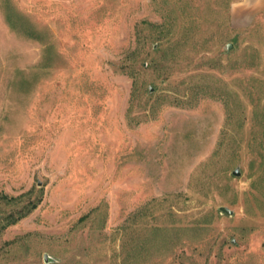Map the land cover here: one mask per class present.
<instances>
[{"label":"rangeland","instance_id":"1","mask_svg":"<svg viewBox=\"0 0 264 264\" xmlns=\"http://www.w3.org/2000/svg\"><path fill=\"white\" fill-rule=\"evenodd\" d=\"M253 2L0 0V264H264Z\"/></svg>","mask_w":264,"mask_h":264},{"label":"water","instance_id":"2","mask_svg":"<svg viewBox=\"0 0 264 264\" xmlns=\"http://www.w3.org/2000/svg\"><path fill=\"white\" fill-rule=\"evenodd\" d=\"M234 175L239 176V175H240V171H239L238 169L235 170V171H234ZM220 210H221V212H224V213H226V214H228V215H232V213H233V211L230 210V209L227 208V207H221ZM45 260H46V262L49 261L47 256L45 257Z\"/></svg>","mask_w":264,"mask_h":264},{"label":"crops","instance_id":"3","mask_svg":"<svg viewBox=\"0 0 264 264\" xmlns=\"http://www.w3.org/2000/svg\"><path fill=\"white\" fill-rule=\"evenodd\" d=\"M253 5L264 11V0H255V2H253Z\"/></svg>","mask_w":264,"mask_h":264},{"label":"trees","instance_id":"4","mask_svg":"<svg viewBox=\"0 0 264 264\" xmlns=\"http://www.w3.org/2000/svg\"><path fill=\"white\" fill-rule=\"evenodd\" d=\"M36 205H34V208H35Z\"/></svg>","mask_w":264,"mask_h":264}]
</instances>
